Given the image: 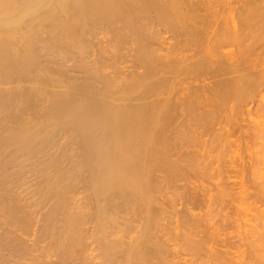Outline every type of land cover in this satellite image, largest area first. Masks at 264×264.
<instances>
[{
	"label": "bare ground",
	"instance_id": "bare-ground-1",
	"mask_svg": "<svg viewBox=\"0 0 264 264\" xmlns=\"http://www.w3.org/2000/svg\"><path fill=\"white\" fill-rule=\"evenodd\" d=\"M262 34L264 0H0V264H264V230L170 195L199 176L185 122L262 91Z\"/></svg>",
	"mask_w": 264,
	"mask_h": 264
},
{
	"label": "rangeland",
	"instance_id": "rangeland-1",
	"mask_svg": "<svg viewBox=\"0 0 264 264\" xmlns=\"http://www.w3.org/2000/svg\"><path fill=\"white\" fill-rule=\"evenodd\" d=\"M236 5H239V4H236ZM254 23V22H253ZM257 25H258V23H257ZM256 25V26H257ZM261 25V24H260ZM260 25L259 26H255L253 29V31H255V32H257L258 31V27H260ZM256 28H257V31H256ZM260 31V30H259ZM262 31V30H261ZM264 34H262L261 35V37H260V39H263V41L261 40L260 41V39H259V43H261V46H264V36H263ZM262 43H263V45H262ZM233 46V47H232ZM232 46H230L231 48H236L234 45H232ZM264 48L262 47V49H260L259 48V50H263ZM258 50V51H259ZM71 63V62H70ZM69 64V63H68ZM76 73H74V74H78L77 72L78 71H75ZM79 75V74H78ZM264 84H262V86H263ZM260 90H262V91H258L257 90V92H255L252 96H253V98L255 99H252V97L249 99V102L246 104V102H244V101H241L242 102V104L240 105L239 103H235L234 104V102L232 101L231 103H229L228 104V107H226V108H228L227 110H226V108H225V110L223 109V108H221V110H220V116H218V117H216L217 115H219V114H217L215 117H214V119H212V118H209L208 116L209 115H211V114H209L207 117H206V119H205V121L204 120H200V119H196V120H199V122L201 121L202 123L204 122L205 123V125H201V122L199 123L198 121H195V119H191V120H187V121H191V123H189V122H185V123H188V124H192L191 125V131H189V129H190V125H186V124H184V125H186V127H184V128H186L187 129V127H189V129H185L186 130V133L187 132H191L192 133V135H190V134H186L187 135V140L189 141V139H191L190 140V142L192 141V142H194V138L196 139L197 138V140H195V141H199V142H194V143H192V146H189V144H191V143H188V141L186 140V138H184V142L186 141L188 144H187V147H185V146H182L181 148H183V149H181V151H180V149H179V151L177 150V154H180V152H182V150L183 151H185V150H187L188 149V153H189V151L190 152H192L193 153V150L195 149V150H198L197 152L199 153V155H196L197 156V161H198V158H200L201 156V158H200V160H201V163H200V161L198 162L199 163V165H198V163L196 162V164L200 167V170H199V176L197 175V178L194 176V174H193V177H192V175L190 176H188V178H190V180H189V182L188 183H191V184H188V188L189 189H191L190 188V186L191 187H193L192 186V184L194 183V185H196V187H195V189L196 188H198V189H196L197 191H200V192H202V194L201 195H198L200 192H198V194H197V199H199L198 200V206H197V201L195 202L194 200L192 201V204H195V205H193L194 206V208H192L193 206H192V204H191V201L188 203L187 201H189L190 199L188 198V196H186V195H189V194H186L184 191H186V190H189V189H187V188H185V187H183V184H185L186 183V185H187V179H186V181H183V180H185V179H183L182 181V188H185L186 190H180V189H178L177 190V192H180L179 194H174V193H172V192H170V195L172 196V199L174 198V200H175V197L178 195V198H177V200L174 202L173 201V203L176 205V209H184L185 210V204H186V211H189L188 213H190L191 212V214H192V211H193V214L195 215L196 213H200V214H202V215H204V213L205 212H209V214L210 215H213L214 217H210V218H214L213 220H216V221H219L220 222V218H221V216L223 217L224 216V214H226V216L228 217V215H230L229 216V218L231 219V224H228L227 226L228 227H226L225 229L223 228V226H220L219 228V232H221V234H222V236L224 237V236H226L224 233H225V231L227 230L229 233H227V235L228 234H230V235H228V236H231V234H232V236L231 237H233V234H234V236H235V238H232L234 241L237 239H240V236H238L237 237V235H240V233H243V236L245 235V233L246 232H248L250 229H252V227H251V224L253 223V225H256V227H258L259 229L258 230H260V232L262 231V230H264V227H263V223L262 222H259V220H260V218H259V216H261V215H259L258 214V216H256V214H257V212L256 211H258V213H259V211L260 210H257V206H260L258 209H264L263 208V206H264V202L262 201L261 202V200L260 201H258L259 200V196L258 197H256L257 196V194L258 193H255V192H257V191H259V193H260V189H261V187H260V182H259V179H261V175L263 174L264 175V170H262L263 169V167H264V87L262 88V87H260L259 88ZM259 92V93H258ZM236 102V101H235ZM240 102V103H241ZM252 102V103H251ZM244 103V104H243ZM230 106V107H229ZM233 108H232V107ZM210 106H208V108H209ZM212 107V106H211ZM207 109V108H206ZM210 109H213V108H210ZM222 109H223V113L221 112L222 111ZM250 111V112H249ZM217 112H219V111H217ZM217 112H215V114L217 113ZM228 114V115H227ZM222 115V116H221ZM224 115V116H223ZM227 115V116H226ZM211 117V116H210ZM227 118V119H224V118ZM231 117V118H230ZM217 118V119H216ZM208 119V120H207ZM216 119V120H215ZM232 119V120H231ZM219 120V121H218ZM226 120V121H225ZM229 120V121H228ZM193 121V122H192ZM195 121V122H194ZM206 121H207V123H206ZM213 121V122H212ZM221 121V122H220ZM233 121V122H232ZM253 123H252V122ZM196 122H198L199 123V125H197V123ZM193 123H195L196 124V126H195V128H196V130H197V132L195 131V130H193V131H195V132H192V129H193V127L192 126H194L193 125ZM229 124V125H228ZM201 125V126H200ZM231 125V126H230ZM199 126L201 127L200 129H199ZM202 126H207V127H209V128H206V127H203L202 128ZM260 126V127H259ZM221 127V128H220ZM259 127V128H258ZM194 128V129H195ZM199 129V130H198ZM207 130V132H204V131H206ZM194 133H196V135H195V137H193V139H192V136H194ZM201 133H202V135H201ZM186 135L185 136H183V137H186ZM191 136V137H190ZM188 137H190V138H188ZM202 142V143H201ZM204 142V143H203ZM196 143H198V145L196 144ZM199 143H201L202 145H203V147H201L202 145L201 144H199ZM208 143V144H207ZM186 144V143H185ZM184 144V145H185ZM195 144V146L193 147V145ZM201 145V146H200ZM196 146H200L199 148H197ZM192 147V148H191ZM194 148V149H193ZM197 148V149H196ZM203 148V149H202ZM205 148V149H204ZM213 148V149H212ZM193 149V150H192ZM200 149V150H199ZM192 150V151H191ZM194 150V151H195ZM202 150H204V152L202 151ZM179 152V153H178ZM185 152H187V151H185ZM184 152V153H185ZM201 152V153H200ZM184 153H182V154H184ZM197 153V154H198ZM176 154V155H177ZM181 154V155H182ZM187 154V153H186ZM195 154V153H194ZM175 155V156H176ZM181 155H178V156H181ZM235 160H236V162H235ZM204 161V162H203ZM207 161V162H206ZM239 163V165H238V163ZM210 163V164H209ZM207 164H209V165H207ZM244 164H245V166H247V167H245L244 166ZM197 165H196V167H197ZM203 165V166H202ZM211 165V166H210ZM242 165H243V167H242ZM237 168H236V167ZM251 166H252V168H251ZM207 167H208V169H207ZM233 167H235V168H233ZM244 169L243 171H242V169ZM253 167H255V170H257V168H258V170H262V172L261 171H258V172H256L255 170H253ZM257 167V168H256ZM202 168V169H201ZM205 168V169H204ZM248 169V170H246V169ZM261 168V169H260ZM208 171H207V170ZM239 169H240V171H239ZM249 169H252L253 171H255L254 173L251 171V170H249ZM197 170H198V168H197ZM204 170V171H203ZM207 171V172H206ZM235 171V172H234ZM236 171H237V173H236ZM203 172H205L204 174H203ZM218 174H217V173ZM245 173V174H241V173ZM195 173H197V172H195ZM200 173H202L201 174V176H200ZM234 173V174H233ZM236 173V174H235ZM239 173V174H238ZM250 173H252V174H250ZM257 175H260L261 173V175H260V177L259 176H257ZM192 174V173H191ZM198 174V173H197ZM217 174V175H216ZM241 174V175H240ZM254 174L257 176V179L255 180V176H254ZM196 175V174H195ZM203 175V176H202ZM206 175V176H205ZM262 175V176H263ZM227 176V177H226ZM233 176V177H232ZM246 176V177H245ZM34 177H35V175H34ZM194 177H195V179L196 180H194ZM234 177H236V178H234ZM244 177V178H243ZM259 177V178H258ZM202 178V179H201ZM230 178V179H229ZM247 178V179H246ZM252 178V179H251ZM33 179V178H32ZM31 179V180H32ZM198 179H200V180H198ZM235 179L237 180V181H235ZM238 179H240V180H238ZM246 180V181H244V183L246 184V185H248V188H247V186L246 185H244L245 187H243L242 188V183H243V181L242 180ZM250 179V180H249ZM31 180H30V182H31ZM33 180H35V179H33ZM36 180H37V178H36ZM195 181V182H193V181ZM233 180V181H232ZM191 181V182H190ZM197 181H199V184H198V182ZM200 181H201V184H200ZM202 181H204V182H202ZM231 181V182H230ZM239 181V182H238ZM241 181H242V183H241ZM254 181V182H253ZM180 182V180L178 181V183ZM252 182V183H251ZM211 183V184H210ZM220 183V184H219ZM221 183H223V186L224 185H226V187L224 186V187H222V184ZM236 184V185H235ZM179 185V184H178ZM181 185V184H180ZM220 185H221V188H220ZM232 185V186H231ZM259 185V186H258ZM213 186V187H212ZM231 187V190H230V187ZM235 186V187H234ZM257 186L260 188L259 190L257 189ZM193 187V188H194ZM199 187H200V190H199ZM201 187H204V189L203 188H201ZM208 189H207V188ZM216 187V188H215ZM219 187V188H218ZM241 187V188H240ZM256 187V188H255ZM192 188V190H195V189H193ZM210 188H212V189H210ZM223 188H224V190L226 189V192L225 193H227L228 192V194H225V195H227V196H225V197H222V195L224 196V194H221V191L220 190H223ZM236 188V189H235ZM202 189V190H201ZM236 190V191H233V190ZM238 189V190H237ZM240 189L242 190V192L244 193H242L241 191H240ZM245 189H247V191L248 192H252L253 194H251V193H249L248 194V192L247 193H245ZM249 189V190H248ZM180 190V191H179ZM195 190V191H196ZM206 190H210L209 192H207ZM223 190V191H224ZM228 190V191H227ZM230 190V191H229ZM244 190V191H243ZM252 190V191H251ZM262 190V189H261ZM191 191V190H190ZM197 191H196V193H197ZM231 191H233L231 194L233 195V197H232V195L230 196V193L229 192H231ZM242 194V196L244 195L245 196V198L242 200V197H241V200H240V196H238L240 193ZM175 192V191H174ZM184 192L185 194H182V193ZM193 191H191V193H192ZM203 192H205V193H208L209 194V196H207L206 194V196L205 195H203ZM219 192V193H218ZM234 192H236V193H238V195L235 193L234 194ZM187 193H188V191H187ZM195 193V192H194ZM182 194V195H181ZM256 196H255V195ZM83 195V194H82ZM174 195H176L175 197H174ZM212 195V196H211ZM220 195V196H219ZM247 195V196H246ZM249 195V196H248ZM179 196H181L180 198H179ZM185 198H184V197ZM198 196H199V198H198ZM202 196V197H201ZM203 196H204V198H203ZM217 196H219V197H217ZM236 196V197H235ZM253 196V197H252ZM215 197V198H214ZM217 197V198H216ZM229 199V200H227V198ZM230 197V198H229ZM232 197V198H231ZM248 197V198H247ZM251 197V198H250ZM255 197V198H254ZM208 198H209V200H208ZM210 198H211V200H210ZM239 198V199H238ZM253 198V199H252ZM201 199H202V202H201ZM205 199V200H204ZM216 199V200H215ZM222 199V200H221ZM223 199H225V201L226 202H223L224 200ZM232 199V200H231ZM236 199H237V201H236ZM212 200H214V205H213V201ZM250 201V202H246V201ZM255 200V201H254ZM257 200V201H256ZM212 203H211V202ZM218 201V202H217ZM236 201V202H235ZM242 202V205H244V204H249V206H247V205H244V207L242 206H240V202ZM243 201L244 202H246V203H243ZM179 202V203H178ZM186 202V203H185ZM195 202V203H194ZM206 202V203H205ZM231 202V203H230ZM239 204H238V203ZM253 202V203H252ZM200 203H201V206H200ZM219 203H221V204H219ZM223 203V204H222ZM230 203V204H229ZM237 203V204H236ZM253 204V205H251V204ZM191 204V205H190ZM234 204V205H233ZM180 205V206H179ZM187 205H190V206H187ZM204 205V206H203ZM220 205V206H219ZM236 205V206H235ZM238 205L240 206V207H238ZM263 205V206H262ZM178 206H179V208H178ZM212 206V207H211ZM219 206V207H218ZM230 206V207H229ZM250 206H252V209H251V207ZM181 207V208H180ZM188 207H190V209H188L187 210V208ZM229 207V208H228ZM247 207H249V208H247ZM254 207H255V210H253L254 209ZM210 209V211L208 210L207 211V209ZM223 208V209H222ZM228 208V209H227ZM232 208V209H231ZM237 208H238V210H237ZM239 208H241V209H239ZM243 208H245V209H243ZM193 209V210H192ZM196 209V210H195ZM191 210V211H190ZM199 210V211H198ZM216 210V211H215ZM219 212H218V211ZM221 210V211H220ZM223 210V211H222ZM237 210V211H236ZM248 210H251L250 212L248 211ZM253 210V211H252ZM213 211V212H212ZM226 211V212H225ZM233 211V212H232ZM235 211V212H234ZM204 212V213H203ZM220 212L222 213V215L220 216ZM250 214H249V213ZM253 212V213H252ZM255 212V213H254ZM264 212V211H263ZM214 213V214H213ZM219 213V214H218ZM245 213H247V214H245ZM262 213V212H261ZM240 214H241V216H240ZM255 214V215H254ZM197 215V214H196ZM235 215V216H234ZM246 215V216H245ZM216 216V217H215ZM233 216V217H232ZM255 216V218L257 219V220H255L253 217ZM220 217V218H219ZM238 217V218H237ZM239 217H242V218H240L239 219ZM247 217V218H246ZM252 217V218H251ZM208 218H209V216H208ZM233 218V219H232ZM244 218V219H243ZM245 218H246V221L248 222H245V223H243L244 221H245ZM219 219V220H218ZM239 221H238V220ZM253 219V220H252ZM234 220H235V223L236 224H233V222H234ZM261 220L263 221L264 219L263 218H261ZM260 220V221H261ZM237 221V222H236ZM253 221V222H252ZM257 221V222H256ZM256 222V223H255ZM264 222V221H263ZM230 223V222H229ZM249 223H250V226H249ZM255 223V224H254ZM219 224H221L222 225V223L220 222ZM240 224H242V225H240ZM258 224V225H257ZM229 225H231L230 227H229ZM243 225H245V227L243 226ZM259 225H260V227H259ZM241 226V227H240ZM262 226V227H261ZM249 227V228H248ZM228 228V229H227ZM237 228H239V229H237ZM241 228H242V230H241ZM245 228H248V229H246V230H243V229H245ZM261 228V229H260ZM232 229V230H231ZM224 233H223V232ZM226 231V232H227ZM231 231V232H230ZM239 231H241V232H239ZM244 231V232H243ZM259 232V231H258ZM264 232V231H263ZM237 233H239V234H237ZM249 233V232H248ZM224 234V235H223ZM258 235V234H257ZM256 235V236H257ZM241 236H242V234H241ZM255 237V236H254ZM254 237H253V239H254ZM252 238V237H251ZM256 238V237H255ZM259 238V240H260V236L259 237H257V239ZM241 241V240H240ZM240 241H239V243H240ZM262 241V240H261ZM236 242V241H235ZM249 242V241H248ZM257 242V243H256ZM255 242V244H257V245H253L258 251H259V249H260V251H259V253L261 252V256L262 257H264L263 255H264V245H262V244H264L263 242H261L260 243V241H256ZM259 242V243H258ZM238 243V244H239ZM242 243V242H241ZM240 243V244H241ZM243 243H244V241H243ZM236 243H233V245H235ZM238 244H236V245H238ZM261 245V246H260ZM253 246H251V247H253ZM258 246H260V247H258ZM232 247V246H231ZM244 247V246H243ZM247 246H245V248H246ZM250 247V248H251ZM263 247V248H262ZM234 248H236V246L234 247L233 246V248L232 249H234ZM249 248V249H250ZM248 249V248H247ZM251 249H254V248H251ZM263 253V254H262ZM195 261V260H194Z\"/></svg>",
	"mask_w": 264,
	"mask_h": 264
}]
</instances>
